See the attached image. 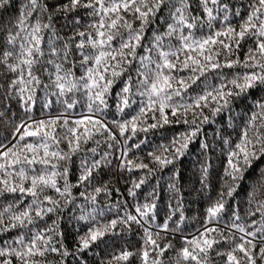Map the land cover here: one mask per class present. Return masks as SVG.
<instances>
[{
  "label": "snow or ice",
  "instance_id": "obj_1",
  "mask_svg": "<svg viewBox=\"0 0 264 264\" xmlns=\"http://www.w3.org/2000/svg\"><path fill=\"white\" fill-rule=\"evenodd\" d=\"M8 3L9 0H0V8H5ZM199 6L206 20L192 14L190 0H62L54 5H49L47 0H25L16 22L10 25L11 30L4 29L6 35L0 39V66L6 74H11L3 85L0 99L10 100L15 96L28 113L39 87L54 88L52 95L58 99L68 97L63 100L67 112L77 103L69 94L84 91L90 101L88 110L91 114L71 122L64 117V113L50 120H33L28 116L30 122L21 121L12 125V140L8 144L0 141V197L18 194L0 211V233L21 230L12 240L0 245V264H14V261L16 264H48L45 258L49 253L58 254L61 257L59 264H64V258L79 256L97 242H103L105 235L112 232L118 223L129 228L133 223L143 227V243L139 250L141 264H164L161 257L173 247L172 243L162 244L164 237L161 232L150 231L149 227L144 226L155 220V202L137 205L135 215L126 211L123 217L113 219L108 224H91L88 231L78 237L74 252H70L63 243L57 221H53L52 226L35 231L28 229V226L34 224L37 218L43 220L47 214L62 211L73 202V187L90 185L96 178L94 173L112 163L109 160L110 152L100 155L97 148L92 147L87 149L92 159L88 156L80 158L78 184L74 185L68 179L73 156L84 152V145L89 141L99 145L100 141L95 140L97 134L107 133L108 140L120 143L108 124L97 114H102L107 108L106 96L116 78L128 71L134 61L138 64L135 86L137 93L146 97V103L141 101L139 112L131 119L112 122L121 137L130 131L131 135L125 137L124 142L138 131L147 133L150 129L172 122L166 110L177 118L176 122L182 119L190 130L148 153L155 166L153 168L126 159L129 149H124L118 167L127 168L129 172L147 169L149 174H153L168 165H175L195 141L202 130L201 126L209 122L205 109L214 117L229 109L233 99L245 97L250 89L264 90V0H249L246 16H241L239 9L232 12L224 0H199ZM80 9L87 10L91 18L84 30H81V17L77 15ZM165 10L168 12L165 30L154 31L150 46H143L141 42L145 29ZM60 15L70 19L71 35L67 38L61 37L53 24L54 18ZM230 15L240 17L239 23L233 25ZM45 17L47 22H44ZM137 21L139 26L134 27ZM214 22H219L221 27L212 31ZM205 24L210 34L195 38L192 30ZM45 30L51 32L47 41V55L51 58L47 59L46 64L53 66L52 72L41 66V60L46 55L42 47ZM245 41L250 43L241 60L238 53ZM139 47L145 48L144 55H137ZM74 53L79 54L80 67L84 68V74L79 77L73 71L75 62L71 58ZM234 67L246 71L235 73L231 79L221 72L218 86L211 90L206 88L201 94L184 101L187 90L207 72ZM38 71L48 74L50 82L45 84ZM183 72L188 75H179ZM132 88L133 78L129 76L121 90V102L117 105L120 112L130 107ZM50 104L51 101H48L44 106L49 107ZM256 106L259 111L249 117L239 142L228 148L223 184L215 201L206 209L202 230L191 239H185L184 245L176 252L174 264H211L213 252L226 258L224 264H258V261L264 264V182H260L259 188L249 196L250 206L253 202L256 204L249 215L259 213L261 216L258 227L256 220L248 227L235 223L240 219L236 213H233L234 222L230 225L236 232L225 235L223 229L209 226L214 222L219 224L227 199L233 197L244 174L256 161L264 158V103L258 102ZM149 113L154 123H147ZM156 113H159L158 117ZM6 115L7 109L0 110V120H4ZM57 128L63 131L57 133ZM61 143L67 144V150L59 147ZM112 146V143L108 144L109 148ZM134 147L139 148L140 144ZM200 147L206 150L208 145L201 142ZM97 155H100V159L94 158ZM209 166L205 163L201 169V184L205 188L208 187ZM260 176L264 181V168L260 170ZM145 182L144 177L139 181L133 180L129 194L135 196V189ZM169 188L179 192L175 183L170 184ZM49 191L57 193L59 198L49 195ZM94 191L99 194L107 192L108 188L103 185ZM257 191L261 199H257ZM80 195L85 196V193L81 192ZM27 197L31 199L25 204ZM90 199L94 202L96 197L93 195ZM180 207L178 204L177 208ZM174 214L158 226L162 231L169 230L168 221L172 220ZM78 219L87 222L89 215L82 214ZM95 219L94 215L91 216L92 221ZM183 219L181 212L180 220ZM221 244L227 245L226 250H220ZM133 255L127 250L122 251L113 256L109 264H120ZM81 264H86L82 257Z\"/></svg>",
  "mask_w": 264,
  "mask_h": 264
},
{
  "label": "trees",
  "instance_id": "obj_2",
  "mask_svg": "<svg viewBox=\"0 0 264 264\" xmlns=\"http://www.w3.org/2000/svg\"><path fill=\"white\" fill-rule=\"evenodd\" d=\"M24 2L25 0H9L5 8H0V39H3L6 35L4 29L11 30L10 25L16 22L19 10ZM61 2L62 0H47L49 5L59 4ZM224 2L229 4L232 12L239 9L241 16L247 15L249 0H224ZM190 3L192 14L201 16L206 20L199 6V0H190ZM77 15L81 17V30H84L91 18L87 15V10L85 9H80ZM161 17L164 19H161ZM167 18L168 12L165 10L161 14H158L155 22L145 29L144 38L141 42L143 46H150L154 31L163 32L165 30V20ZM230 20L233 25H236L239 23L240 17L230 15ZM34 22L35 20L33 19L32 23ZM44 22H47L46 17ZM53 24L61 37L67 38V36L71 35L69 18L62 15L56 16ZM214 24L215 27L212 31L221 27L219 22H214ZM133 26L138 27L139 22H135ZM192 31L197 39L210 34V30L206 24L204 27H198ZM43 36L44 43L42 47L46 55L41 60V66L47 67L49 72H52L54 71L53 66L46 64L47 59L51 58L47 55V41L51 36V32L45 30ZM57 43L59 44V42ZM172 43L175 44L176 41L173 40ZM249 43L250 41H245L238 53L241 60L244 58ZM144 52V47L137 48L138 56L144 55ZM71 59L75 62L73 71L76 76L83 75L84 68L80 67L79 54L74 53ZM222 59L223 57H221ZM137 66V62L134 61L129 66L128 71L116 78L109 94L106 96L107 108L104 109L102 114H97L99 118L108 124L120 143L117 144L108 140L107 133H103L102 135L97 134L95 140L100 141L99 145L95 141H89L87 145H84V152L73 156V163L70 166L68 179L72 184H78L80 158L82 156H88L89 159H92V154L87 152V149L92 147H96L100 155H103L104 152H110L109 160L112 163L108 166H102L98 172L94 173L96 178L92 180L90 185L85 184L73 187L71 190L72 197L74 198L73 202L64 207L62 211L55 214H47L43 220L37 218L34 224L28 226V229L34 231L40 230L52 226L53 221H57L58 230L63 234V243L70 252H74L78 244V237L87 232L91 224H108L113 219L123 217L126 211L135 215V207L137 205L155 202V220L149 221L144 226L149 227L150 231L153 232L160 231L161 236L164 237L161 241L162 244L172 243L173 247L167 250L161 259L164 261V264H174L177 250L184 245V237H193L198 234L199 230H202L206 220V209L215 201L223 184L222 178L224 176V169L227 166L228 148L239 142L249 117L253 112L259 111L256 106L257 103H264V90L260 88L250 89L245 97L233 99L229 109H225L214 117L208 109H205V114L209 116V122L201 126V132L195 141L189 145L186 154L175 162V165H168L162 170L155 171L153 174H149L147 169H133L129 172L127 168L120 169L118 167L120 164L119 157L124 149H129L126 159L133 160L135 163L142 162L148 164L149 168H153L155 166L148 153L156 151L162 144L167 145L174 137H178L181 133L190 130L189 125L184 124L182 119L180 122H176L177 118L171 116L170 110H166L172 122L163 125V127L150 129L147 133L138 131L135 136L128 139L126 143L124 142L125 137L131 135L130 131L125 134V137H121L118 128L112 122H123L131 119L132 116L139 112L141 101L146 103V97H141L137 93L135 86L137 79L135 69ZM243 71L246 70L241 67H234L207 72L205 76L201 77L196 84L187 90L184 94V101H189L190 97L201 94L206 88L207 90H211L212 87L218 86L221 83L219 79L221 72L228 79H231L235 73ZM37 74L41 76L45 84L50 82V76L48 74H41L39 71ZM10 75L6 74L4 68L0 66V93H2L3 85L7 83ZM179 75L186 76L188 73L183 72L179 73ZM129 76L133 78L130 107L120 112L117 105L121 102V90L125 86V81L128 80ZM54 91V88L39 87L35 94V102L31 105V112L28 113L25 112L18 98L15 96L10 100L0 99V110L7 109L6 118L0 120V141L8 144L12 140V125L19 124L21 121H28V116H31L33 120H50L64 113V117L71 122L78 119L75 118L76 115L89 114L88 104L90 101L84 91L69 94L71 99L76 100L77 103L73 109H69L67 112H65L63 100L68 97H60L58 99L55 95H52ZM176 99L179 100V98ZM48 101H51V104L49 107H45L44 105ZM132 101L135 102L132 103ZM151 115V113L148 114L147 123L155 122L151 119ZM156 115L158 117L159 113H156ZM190 118L191 114H189ZM56 131L60 133L63 130L57 128ZM141 141L143 143H140ZM225 141L228 143L226 144ZM201 142L208 145L206 150L200 147ZM109 143H112V148L108 147ZM138 143L140 147H134ZM59 147L67 150L66 143H61ZM100 155L94 158L100 159ZM205 163L210 165L207 177V188L201 184L203 175L201 169ZM36 167L39 168L40 165H36ZM262 168H264V158L256 161L252 168L244 174V178L239 182L240 186L237 188L233 197L227 199L226 209L222 214L219 224L214 222L209 226H216L223 229L225 235L236 232L235 229L230 227L234 222L233 213H236L240 217L235 223L248 227L253 220H256V226H259L261 222L260 214L257 213L255 216L249 215V212L254 211L256 207L255 202L250 206L249 196L254 189L259 188L260 182H264L260 176V170ZM141 177H144L146 182L139 189H135V196L130 195L129 189L133 187V180L139 181ZM62 183L61 181L60 184L62 185ZM173 183L179 189L178 193L169 188V185ZM103 185H107L108 191H102L99 194L95 193L94 189ZM81 192L85 193V196H81ZM48 194L59 198L58 194L54 191H49ZM16 195L6 194L0 197V211L8 203L13 202ZM93 195L96 197L94 202L90 199ZM256 197L257 199L262 198L259 191L256 192ZM30 199V197L25 198V204ZM61 202L63 203V200ZM178 204L181 205L179 209L177 208ZM173 212L175 214L172 215V220L168 221L169 230L166 232L162 231L158 226L163 225L167 217ZM181 212L184 216L183 221L180 220ZM100 213H103V215ZM82 214L89 215V221L79 220L78 217ZM93 215L96 218L95 221L91 220V216ZM177 224H179L178 228ZM225 225L229 227H225ZM28 229H24V231H28ZM249 230L252 229L249 228ZM20 231V229H12L8 232L0 233V245H3L4 241L12 240ZM143 235V227L140 225L133 223L129 228L118 223L112 232L105 235L103 242H97V244L92 245L90 249L79 254V256L70 255L64 258V264H81V257L86 261V264H109L113 256L119 255L125 250L134 253V255L128 261H121L120 264H141L139 250L142 247ZM57 238L59 239V237ZM219 248L221 251H224L227 245L221 244ZM45 259L48 264H59L61 257L56 253H49ZM210 259L211 264H224L226 258L216 256L213 252ZM14 264H16L15 261Z\"/></svg>",
  "mask_w": 264,
  "mask_h": 264
},
{
  "label": "rangeland",
  "instance_id": "obj_3",
  "mask_svg": "<svg viewBox=\"0 0 264 264\" xmlns=\"http://www.w3.org/2000/svg\"><path fill=\"white\" fill-rule=\"evenodd\" d=\"M87 115H90V113H89V114L76 115L75 118L80 119V118H83L84 116H87ZM190 237H192V236H185L184 238H185V239H186V238L189 239Z\"/></svg>",
  "mask_w": 264,
  "mask_h": 264
}]
</instances>
